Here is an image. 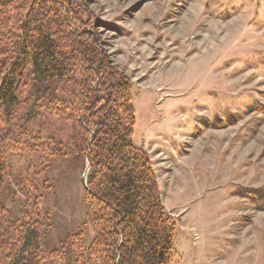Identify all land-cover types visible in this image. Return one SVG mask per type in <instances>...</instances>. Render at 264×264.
Segmentation results:
<instances>
[{
  "label": "rangeland",
  "instance_id": "1",
  "mask_svg": "<svg viewBox=\"0 0 264 264\" xmlns=\"http://www.w3.org/2000/svg\"><path fill=\"white\" fill-rule=\"evenodd\" d=\"M11 3L0 0L9 14ZM86 4L85 21L132 85L134 140L177 222L171 264H264V0ZM66 88L52 85L58 99ZM47 114L12 122L26 136L7 154L1 204L18 226L38 212L47 262L89 264L91 134L81 113Z\"/></svg>",
  "mask_w": 264,
  "mask_h": 264
},
{
  "label": "trees",
  "instance_id": "2",
  "mask_svg": "<svg viewBox=\"0 0 264 264\" xmlns=\"http://www.w3.org/2000/svg\"><path fill=\"white\" fill-rule=\"evenodd\" d=\"M11 5L9 14L0 4V191L7 154L26 136L13 132L14 120L81 113L82 127L91 134L84 140L90 167L86 201L96 232L88 263L171 264L177 222L164 210L149 154L134 140L132 85L111 66L85 21L86 0ZM56 82L68 86L63 99L52 89ZM40 227L35 210L24 211L21 226L10 221L0 200V257L9 264H58L44 257Z\"/></svg>",
  "mask_w": 264,
  "mask_h": 264
},
{
  "label": "water",
  "instance_id": "3",
  "mask_svg": "<svg viewBox=\"0 0 264 264\" xmlns=\"http://www.w3.org/2000/svg\"><path fill=\"white\" fill-rule=\"evenodd\" d=\"M88 173H89V171L87 172V174L84 176V178H83V184H84V186L88 189V185H87V177H88Z\"/></svg>",
  "mask_w": 264,
  "mask_h": 264
}]
</instances>
